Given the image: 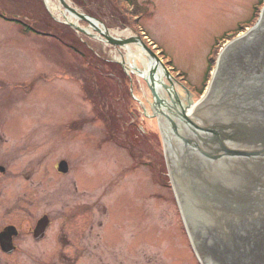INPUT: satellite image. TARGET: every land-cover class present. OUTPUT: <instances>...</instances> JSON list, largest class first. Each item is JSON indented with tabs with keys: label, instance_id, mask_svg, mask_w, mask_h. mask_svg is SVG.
<instances>
[{
	"label": "rangeland",
	"instance_id": "374dc122",
	"mask_svg": "<svg viewBox=\"0 0 264 264\" xmlns=\"http://www.w3.org/2000/svg\"><path fill=\"white\" fill-rule=\"evenodd\" d=\"M71 1L115 38L137 35L141 24L199 93L213 45L257 20L264 2L134 0L147 15L133 21L120 10H129L126 0ZM45 2L0 0V227L20 230L18 249L0 250V264H201L158 124L141 116L146 82L121 64L146 71L148 55L78 32ZM64 160L66 173L57 168ZM44 214L53 221L37 242L31 227Z\"/></svg>",
	"mask_w": 264,
	"mask_h": 264
},
{
	"label": "water",
	"instance_id": "95a60500",
	"mask_svg": "<svg viewBox=\"0 0 264 264\" xmlns=\"http://www.w3.org/2000/svg\"><path fill=\"white\" fill-rule=\"evenodd\" d=\"M60 2L75 17L64 16L66 24L78 32L125 48L137 44L148 55L149 70L136 68L151 92L144 113L157 118L172 189L200 263L264 264V6L255 24L219 51L206 92L195 101L165 67L159 75L160 59L139 36L115 38L71 0ZM59 171H68L66 161ZM0 241L4 251L14 250L11 239Z\"/></svg>",
	"mask_w": 264,
	"mask_h": 264
},
{
	"label": "flooded vegetation",
	"instance_id": "af4514ba",
	"mask_svg": "<svg viewBox=\"0 0 264 264\" xmlns=\"http://www.w3.org/2000/svg\"><path fill=\"white\" fill-rule=\"evenodd\" d=\"M58 164H57V168L59 170ZM1 166L2 165H0V170H1ZM45 215L46 214H44L43 216H45ZM46 216H48V219H45L43 222H41V220H42L41 219L42 217H41L40 219H37L34 222L33 226L31 227V234H32L33 238L35 239V241H37V242L41 241L42 239H44L46 237L47 231L52 224L53 220L49 217V215H46ZM44 225L46 226V228H45L44 232H42V228L44 229ZM19 234H20V230H19V227L17 224L11 223V224H7V225L0 227V238L3 237V239H5V240L6 239L12 240V245L14 246V250L11 253H14V251H16L18 249L15 240L17 237H19ZM61 241L63 243H69V239L66 236L62 237ZM4 242H5V245H8V243L6 241H4ZM0 250H1V252L3 251V253H5V254H11L10 252H6L2 249L1 243H0Z\"/></svg>",
	"mask_w": 264,
	"mask_h": 264
},
{
	"label": "bare ground",
	"instance_id": "6f19581e",
	"mask_svg": "<svg viewBox=\"0 0 264 264\" xmlns=\"http://www.w3.org/2000/svg\"><path fill=\"white\" fill-rule=\"evenodd\" d=\"M46 3H47V5H48V8L50 9V10H52L53 12H55V11H57L59 14H61V15H63V16H65V17H67L68 15V17H69V19L70 20H73V19H75V17H74V15L71 13V12H69V11H66V14H65V12H63L62 11V9L60 8V6L59 5H54V7L52 8L51 7V4H50V1L49 0H46ZM62 6H63V4L62 3H60ZM67 13H68V15H67ZM97 24L98 26H101L100 24H98L97 22H94V24ZM102 27V26H101ZM88 31L91 33L92 32V30H91V28H89L88 29ZM93 33V32H92ZM241 34V33H240ZM99 37H100V39L103 37V36H101V34L99 35ZM229 41V40H228ZM226 44H224L223 45V47L225 46ZM138 57L141 59V60H145V57H144V54H145V51L142 49V51L140 52V51H138ZM134 56V55H133ZM137 57V58H138ZM133 58H135V57H133ZM143 62H145V69H147V63H146V61H143ZM131 66L132 67H135L134 66V64H131ZM158 70H159V75H161V70H162V64L160 63V65L158 66Z\"/></svg>",
	"mask_w": 264,
	"mask_h": 264
},
{
	"label": "trees",
	"instance_id": "16d2710c",
	"mask_svg": "<svg viewBox=\"0 0 264 264\" xmlns=\"http://www.w3.org/2000/svg\"><path fill=\"white\" fill-rule=\"evenodd\" d=\"M112 1H116V0H112ZM120 1L121 0H117L116 2H117V4H119L120 3ZM121 8V7H120ZM120 10H122L121 12L122 13H124V15L128 18V15L127 14H129L130 13V15L132 16V13L129 11V10H126V9H123V8H121ZM139 12H140V9H139ZM139 12H136V14H138ZM142 13V12H141ZM257 13V12H256ZM0 16H1V14H0ZM144 16V15H143ZM17 23H19L21 26H22V28H24V30L26 31V32H33V27H31L29 24H26V23H24V22H22V21H16ZM216 56H217V52H215L214 53V55L211 57V59L209 60V61H211V63H210V70H212V68H213V66H214V63H215V59H216ZM214 57V58H213ZM213 59V60H212ZM209 70V72H208V74H207V80L209 79V77H210V71Z\"/></svg>",
	"mask_w": 264,
	"mask_h": 264
}]
</instances>
